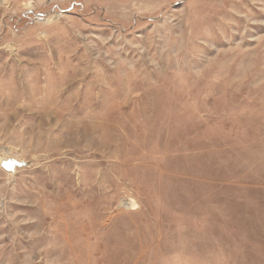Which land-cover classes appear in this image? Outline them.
Returning <instances> with one entry per match:
<instances>
[{
	"label": "rangeland",
	"instance_id": "obj_1",
	"mask_svg": "<svg viewBox=\"0 0 264 264\" xmlns=\"http://www.w3.org/2000/svg\"><path fill=\"white\" fill-rule=\"evenodd\" d=\"M0 264H264V0H0Z\"/></svg>",
	"mask_w": 264,
	"mask_h": 264
},
{
	"label": "water",
	"instance_id": "obj_2",
	"mask_svg": "<svg viewBox=\"0 0 264 264\" xmlns=\"http://www.w3.org/2000/svg\"><path fill=\"white\" fill-rule=\"evenodd\" d=\"M2 167L5 171H11L13 170L15 167H21L20 163L17 162H13V161H5L2 163Z\"/></svg>",
	"mask_w": 264,
	"mask_h": 264
},
{
	"label": "bare ground",
	"instance_id": "obj_3",
	"mask_svg": "<svg viewBox=\"0 0 264 264\" xmlns=\"http://www.w3.org/2000/svg\"><path fill=\"white\" fill-rule=\"evenodd\" d=\"M8 159H6V160H3V161H1V163H3V162H5V161H7Z\"/></svg>",
	"mask_w": 264,
	"mask_h": 264
}]
</instances>
